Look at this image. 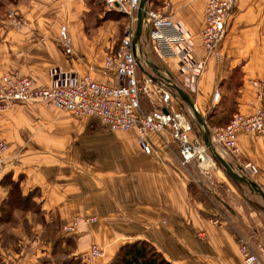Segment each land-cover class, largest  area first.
<instances>
[{
	"label": "crops",
	"instance_id": "obj_1",
	"mask_svg": "<svg viewBox=\"0 0 264 264\" xmlns=\"http://www.w3.org/2000/svg\"><path fill=\"white\" fill-rule=\"evenodd\" d=\"M102 2L8 3L0 15V74L18 71L31 77L36 86L52 84L50 70L88 74L114 84V73L102 66V59L116 48L126 16L102 17L106 11ZM162 2L154 6L146 1L145 5L156 9ZM10 7L23 17L19 29L5 18ZM203 10V0H169L162 10L189 32L191 57L203 59V67L190 85L188 72H180L174 59L158 56L147 22L143 20L137 33L135 20L131 23L137 77L167 84L171 110L183 117L189 136L202 144L200 124L171 88L174 85L187 94L206 126V116L224 108L231 107V114L251 113L248 103L256 87L249 80L264 74V0H236L217 56L205 55L200 41ZM61 26L65 39L60 35ZM215 90L218 98L213 101ZM147 97L151 105L146 107L140 96L141 108H156L157 97L149 93ZM184 104L188 109H183ZM96 120H79L42 102L13 104L0 112V140L6 146L0 180L5 175L18 179L21 193L32 195L46 220L53 216L63 225L74 217L93 218L81 221L72 234V255L94 243L102 255L89 264H106L120 245L144 240L171 264H242L237 244L242 239L259 264H264V202L254 189L234 183L216 163L210 166L206 154L202 157L207 165L196 159L181 165L173 122L159 132L143 135L149 148L144 153L135 129L110 131ZM236 145L238 156L220 146L214 149L264 194V139L253 132H239ZM246 162L255 167L254 173H247ZM6 193L0 183V203ZM35 238L30 241L22 236L17 251L0 246V264H50L42 262L49 256L48 248L37 249Z\"/></svg>",
	"mask_w": 264,
	"mask_h": 264
},
{
	"label": "built area",
	"instance_id": "obj_2",
	"mask_svg": "<svg viewBox=\"0 0 264 264\" xmlns=\"http://www.w3.org/2000/svg\"><path fill=\"white\" fill-rule=\"evenodd\" d=\"M139 0H103L106 10L122 13L128 18L124 32L116 48L104 55L102 66L114 73V84H105L95 80L88 74L76 75L72 72L50 70L52 84L36 86L34 80L15 70H6L0 74V112L13 104L42 102L60 110L68 111L76 117L96 118L110 131H126L135 129L137 141L144 153H149L143 142V135L148 132H159L170 123H174L173 138L177 144L179 163L185 165L192 159L207 162L202 154L206 147L195 137L187 133L188 125L183 117L173 113L170 108L171 94L166 83L155 81L149 77L139 79L136 75L137 61L131 44V23L135 20V12ZM203 22L199 37L205 55H218V43L225 31V23L229 11L236 0H203ZM169 0H163L161 8H146L144 21L147 22L148 36L153 48L162 59L171 58L177 63L180 72H188L187 81L193 83L195 76L203 67L202 60H194L190 55L192 38L189 32L177 21H173L163 13ZM9 25L19 29L23 17L13 7L4 12ZM60 35L66 38L64 27ZM65 51H69L66 47ZM256 87L254 96L249 101L251 113H232L222 126L209 129V140L213 148L220 146L231 156H238L236 136L239 132H253L264 139V74L261 78L249 80ZM149 93L157 97V106L145 111L140 106V94ZM218 98V91L212 95L213 101ZM5 144L0 140V171L3 169ZM207 155V154H206ZM208 156V155H207ZM209 158V157H208ZM247 173H254L255 167L244 163ZM91 222L93 218H72L61 226L65 235H72L78 224ZM238 252L242 264H259L255 254L242 239L237 240ZM83 264L92 263L102 255V250L94 243L78 253H73ZM14 264H21L20 261Z\"/></svg>",
	"mask_w": 264,
	"mask_h": 264
},
{
	"label": "trees",
	"instance_id": "obj_3",
	"mask_svg": "<svg viewBox=\"0 0 264 264\" xmlns=\"http://www.w3.org/2000/svg\"><path fill=\"white\" fill-rule=\"evenodd\" d=\"M17 0H0V15L8 3H15ZM156 6L160 0H147ZM123 15L120 12L106 10L103 17H118ZM171 93L176 96L174 89L171 88ZM228 109V108H227ZM231 107L229 110L224 108L217 114H208L206 116V124L211 127L213 125H224L231 116ZM216 165L222 170L219 163L213 159ZM7 189V193L0 203V225L4 227V231L0 232V246L2 248H11L14 251L19 250V240L10 231L13 227L16 218H22L25 213H30L35 217L44 229L41 238L51 244L49 256L42 260L43 263L50 264H80L78 257L71 254L75 248L73 238H63L55 235V227L58 224L56 218L49 222L43 221V213L38 203L32 200L30 193L22 194L18 186V179L11 180L7 175L0 180ZM68 236V235H66ZM67 246V250L61 246ZM58 255L61 258H57ZM63 255V256H62ZM106 264H171L167 261L149 242L144 240H134L120 245L112 257Z\"/></svg>",
	"mask_w": 264,
	"mask_h": 264
},
{
	"label": "rangeland",
	"instance_id": "obj_4",
	"mask_svg": "<svg viewBox=\"0 0 264 264\" xmlns=\"http://www.w3.org/2000/svg\"><path fill=\"white\" fill-rule=\"evenodd\" d=\"M103 17V16H102ZM120 17H122V16H120ZM123 21H122V23H121V36L123 35V32H124V25L128 22V18L127 17H124L123 19H122ZM147 94L148 93H142V94H140V96L141 97H143V99H144V102L146 103V104H148V106L146 105V107H149L151 104L149 103V101H150V99L147 97ZM143 102V103H144ZM182 107H184L183 109H188L187 108V106L184 104V106H182ZM152 109V106H151V108H143V110H145V111H149V110H151ZM77 119H85L84 117H77ZM94 121H95V119H93ZM97 121V120H96ZM121 132V131H120ZM123 132V131H122ZM200 141V140H199ZM201 142V141H200ZM202 143V142H201ZM206 154L208 155H206L207 157H209L208 159H210V161H208V163H209V165L211 166H213V167H215V162L212 160V158H211V153H210V151L208 150V149H206ZM204 159V158H203ZM207 163V162H206ZM209 165L207 166V167H209ZM205 169H207V168H205ZM256 199H259V197H256ZM51 219H54V217L53 216H51L50 218H48L47 220L44 218V216H43V221H45V222H49ZM61 224H57V226L55 227V230L56 231H54V234L55 235H59L60 237H62L63 238V241L66 239V238H71L72 237V235H68V236H66L65 234H63V231L61 230ZM4 227H6V226H1L0 225V232L1 231H4L3 229H4ZM10 231H12V233L15 235V237L20 241V242H18V247H20L21 245H22V243H21V237L23 236V237H27V238H31L30 239V241H32V239L34 238V236H36V238H35V241H36V248L37 249H39V250H44L42 247L43 246H46L47 248H48V251H50V246H51V244L49 243V242H47V241H45V240H43L42 238H41V235L44 233V229H43V227L41 226V224L38 222V220L35 218V217H33L30 213H25L23 216H22V218H16V221L14 222V225H13V227L12 228H10ZM72 239V238H71ZM24 240V242L26 241V238L25 239H23ZM28 240V239H27ZM61 246H63V249H65V250H67V246L65 245L64 246V244H63V242H61ZM11 249V248H10ZM11 250H13V249H11ZM45 251V250H44ZM63 256V255H62ZM57 258H61V256L60 255H58V257ZM81 264V263H80Z\"/></svg>",
	"mask_w": 264,
	"mask_h": 264
},
{
	"label": "water",
	"instance_id": "obj_5",
	"mask_svg": "<svg viewBox=\"0 0 264 264\" xmlns=\"http://www.w3.org/2000/svg\"><path fill=\"white\" fill-rule=\"evenodd\" d=\"M146 1L147 0H139L138 1V6H137L136 12H135V30H136V33L140 31L142 22H143L144 17H145V9H146L145 2ZM134 42H135V38L133 36L132 41H131L133 52H134ZM172 89H174L176 91L178 97L186 103V105L188 106V108L191 111L193 119L200 124L201 129H202L203 145L206 147V149H208L210 151L213 159H215L219 163V165L222 168L223 173L236 184H239V183L248 184L252 189H254L259 194L262 201L264 202V194L262 192H260L254 186V184L251 181H249L245 176L239 175L238 173H236L232 169L231 165L228 162H226L218 153H216L215 149L213 148V146L209 140V130H208L207 126L205 125L204 120L201 118L199 113L194 108L193 103L191 102V100L189 99L187 94L174 85L172 86Z\"/></svg>",
	"mask_w": 264,
	"mask_h": 264
},
{
	"label": "bare ground",
	"instance_id": "obj_6",
	"mask_svg": "<svg viewBox=\"0 0 264 264\" xmlns=\"http://www.w3.org/2000/svg\"><path fill=\"white\" fill-rule=\"evenodd\" d=\"M204 163H205V165H207L206 162H204Z\"/></svg>",
	"mask_w": 264,
	"mask_h": 264
}]
</instances>
